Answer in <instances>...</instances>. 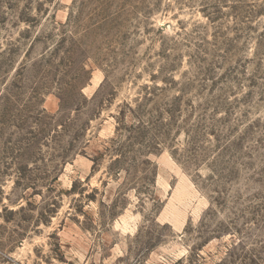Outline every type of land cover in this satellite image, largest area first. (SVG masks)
I'll return each instance as SVG.
<instances>
[{"label": "rangeland", "instance_id": "374dc122", "mask_svg": "<svg viewBox=\"0 0 264 264\" xmlns=\"http://www.w3.org/2000/svg\"><path fill=\"white\" fill-rule=\"evenodd\" d=\"M0 264H264V0H0Z\"/></svg>", "mask_w": 264, "mask_h": 264}]
</instances>
